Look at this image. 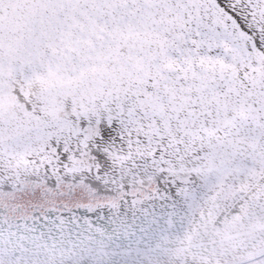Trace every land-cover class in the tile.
<instances>
[{
  "label": "snow or ice",
  "instance_id": "6c2138e0",
  "mask_svg": "<svg viewBox=\"0 0 264 264\" xmlns=\"http://www.w3.org/2000/svg\"><path fill=\"white\" fill-rule=\"evenodd\" d=\"M0 264H264V0H0Z\"/></svg>",
  "mask_w": 264,
  "mask_h": 264
}]
</instances>
